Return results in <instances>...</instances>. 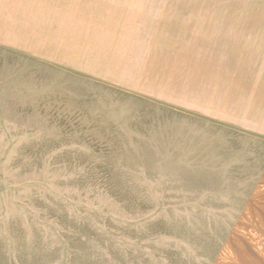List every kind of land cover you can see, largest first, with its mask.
<instances>
[{
    "label": "rangeland",
    "instance_id": "rangeland-1",
    "mask_svg": "<svg viewBox=\"0 0 264 264\" xmlns=\"http://www.w3.org/2000/svg\"><path fill=\"white\" fill-rule=\"evenodd\" d=\"M151 1L0 0V264H208L221 234H237L264 138L77 67L103 61L87 42L112 46L116 24L98 26L125 12L204 11L209 77L252 80L264 125V0Z\"/></svg>",
    "mask_w": 264,
    "mask_h": 264
},
{
    "label": "crops",
    "instance_id": "crops-1",
    "mask_svg": "<svg viewBox=\"0 0 264 264\" xmlns=\"http://www.w3.org/2000/svg\"><path fill=\"white\" fill-rule=\"evenodd\" d=\"M169 7L176 6L131 10L106 28L99 25L104 36L105 30L116 24L119 30L112 36L113 45L106 46L107 40L94 34L97 43H87L103 61L92 67L78 66V73L158 108L194 116L238 137L264 138L262 114L252 107L260 100L247 96L255 94L253 86H247L252 80L209 77L208 29L197 21L208 19V14L195 11L189 12L193 17H187L183 14L188 12ZM184 18L195 21H183ZM253 175L256 177L240 189L237 234H221L219 245L211 254L209 251L208 264H264V167L256 168Z\"/></svg>",
    "mask_w": 264,
    "mask_h": 264
}]
</instances>
